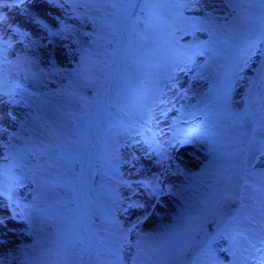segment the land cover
I'll use <instances>...</instances> for the list:
<instances>
[{
	"label": "rangeland",
	"instance_id": "374dc122",
	"mask_svg": "<svg viewBox=\"0 0 264 264\" xmlns=\"http://www.w3.org/2000/svg\"><path fill=\"white\" fill-rule=\"evenodd\" d=\"M17 4L0 264H264V0Z\"/></svg>",
	"mask_w": 264,
	"mask_h": 264
},
{
	"label": "bare ground",
	"instance_id": "6f19581e",
	"mask_svg": "<svg viewBox=\"0 0 264 264\" xmlns=\"http://www.w3.org/2000/svg\"><path fill=\"white\" fill-rule=\"evenodd\" d=\"M26 6L29 7L30 12L34 16L44 17L46 15V13H47L45 7L42 6V5L39 6V5H36V4H33V3H28Z\"/></svg>",
	"mask_w": 264,
	"mask_h": 264
},
{
	"label": "snow or ice",
	"instance_id": "6c2138e0",
	"mask_svg": "<svg viewBox=\"0 0 264 264\" xmlns=\"http://www.w3.org/2000/svg\"><path fill=\"white\" fill-rule=\"evenodd\" d=\"M19 2L22 3L23 0H19ZM9 4L12 6H18L17 0H0V8L8 6ZM5 19L6 16L0 13V24H2L5 21Z\"/></svg>",
	"mask_w": 264,
	"mask_h": 264
}]
</instances>
